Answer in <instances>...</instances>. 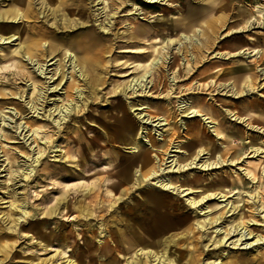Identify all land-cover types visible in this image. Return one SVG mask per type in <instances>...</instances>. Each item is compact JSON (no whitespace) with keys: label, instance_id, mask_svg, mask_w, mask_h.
Segmentation results:
<instances>
[{"label":"rangeland","instance_id":"374dc122","mask_svg":"<svg viewBox=\"0 0 264 264\" xmlns=\"http://www.w3.org/2000/svg\"><path fill=\"white\" fill-rule=\"evenodd\" d=\"M85 1L86 13L81 16L74 9H64L61 0H32L34 17L16 21L5 10L19 6L20 1L0 0L1 30L8 31L11 28L8 33H17L12 38L0 40V264H104L115 250L106 252L103 249L99 227L103 223L109 232H113V236L122 238L126 243L131 240V231L127 227L129 224L143 222L146 218L149 222L143 224L150 225L153 221L150 203L145 202L142 197V193L147 192V189H153L156 194L162 196L169 205L168 210L175 208L174 212L169 214L173 219L180 214L182 217H191L192 221L197 216L187 205L188 199H185L198 196L209 183L218 182L221 178L237 182L239 179L243 180L246 184L238 182L235 189L238 193L245 194L244 197L247 193H255L259 187L264 189V163L258 165L264 161V153L253 154L250 148L260 146L264 149V74H261L264 71V23L255 22L248 27L243 26L246 17L250 14L255 16L254 6L264 4V0H160L152 4L144 0H107L108 6L104 13H100L102 3L97 0ZM49 8L55 10L51 12ZM214 15H224L225 20L221 24L218 21L212 24L217 30L206 47L205 36L212 28L208 26V19ZM134 25L137 28L147 27L148 32L131 36L130 28ZM42 28L47 31L45 34L50 32L56 35L55 44L58 43V51L54 58L60 59L65 74H70L67 73L63 62L66 47L78 54L89 41L94 40L104 45L98 59L102 66L95 70L100 81L92 86L81 83L80 87L84 88L83 93L87 98L81 107L71 111L59 125L51 118H57L56 112L51 114V117L47 114L49 110L52 112L55 105L71 103L63 93L69 80L56 73L54 77L57 79L53 84L60 81V89L45 91L47 79L36 71V57H32L31 61L27 56H22L24 49L34 41L41 44L43 50L48 51L49 47L39 39ZM195 28L201 29L202 34H195L200 38L197 46H204L200 55L194 48L196 44H191V49L190 44H183L180 48L182 54H177L171 46H166L163 52L160 49L161 55L169 58L161 73L156 74L152 70L149 76L151 83L153 82L151 94L132 97L130 91L126 90V85L130 79L141 73L135 64L148 62L159 54L154 53V56L148 58L146 52L139 51L160 47L164 37L179 39L180 33H193ZM88 31L90 36L81 41V47H77L78 40L74 42L76 47H69V43L74 41L76 36ZM8 33L6 35H9ZM17 35L24 37V46H19ZM61 42L63 44H59ZM186 45L194 56L190 61L191 64L194 63V68L192 65L187 67L180 64L183 63L181 58H188ZM252 48L261 52L257 55L248 52ZM239 50L243 53H237ZM216 51L224 53L223 56L216 55ZM49 58L51 57H47L46 53L41 62L49 63ZM57 63L58 61L47 67V76L55 73ZM236 69L241 71L237 72ZM238 73L240 76H235ZM158 75L160 80L157 79ZM247 75H250L255 88L253 91L239 94L242 90V80ZM228 82L234 85L238 94L233 95L231 90L220 86ZM33 84L35 90L37 89L36 93L33 92ZM94 88L93 93L89 94L88 91ZM170 90L175 97L169 99L166 97ZM38 97L39 100H36ZM182 100L191 106L201 101L204 113L211 116L228 139H218L206 127L203 115L181 116L184 109L179 108V102ZM138 103L149 104L151 108L147 112L152 115L162 116V113L166 115L169 111L166 124L155 128V132L154 128L147 126L149 130L152 129L149 132L158 145L169 143L171 134L169 137L166 135L174 128L176 132L171 141L174 144L183 142L185 150L193 145L191 155L195 154L203 147L197 144V140L192 138L194 135L186 129L190 123H194L197 131H204L202 138L197 139L208 143V139L215 138L213 142L217 147H221L219 154L224 151V145L232 147V154L224 156L227 157V162H223L222 167H199L207 159L206 150L197 157V166L193 164L177 171L175 166L172 171L166 173V177L169 176L175 185L181 186L179 190L183 191L180 193L163 189L155 180L151 183H142L139 180L137 187L130 188L139 175V168L138 172H132V179L125 184L127 191H120L124 184L121 183L116 191L109 192L105 187L106 182H103L105 170H108L104 166L109 168L114 166L112 163L115 162L108 161L107 157L112 159L119 156V159L125 160L132 156L129 145L118 144V140L113 138L118 134L114 129L119 125L122 113L132 121L136 131L140 132L135 138L143 148H147L143 140L148 139V135L145 130H139L136 115L138 110H133L134 106L131 107L132 104ZM14 104L23 109L22 119L15 112ZM32 104L38 108L36 112L30 109ZM119 106H122V109H119ZM230 110L236 115L239 113L241 119L231 116ZM25 119L44 125L35 141L27 139L26 128L21 131L20 126L25 125ZM171 141L169 145L167 143V152L172 145ZM78 147L83 153L82 157L79 156ZM103 147L109 153H106ZM55 149L58 151H54ZM38 153L41 154L39 160L30 161L28 157L37 156ZM170 154L185 156L184 152L171 151ZM174 155L169 158H166L167 154L163 156L164 161H167L166 165L172 163L169 160L175 159ZM6 156L9 160H6ZM102 156L104 161L100 160ZM82 158L84 159L80 162ZM230 160L235 161L230 163ZM173 165L172 163L171 167ZM253 166L262 173L251 180L246 173L254 169ZM9 170L15 172L11 177L7 174ZM196 179L203 181L195 190H188V187L196 186ZM229 188L232 189V186ZM235 189L228 194V199L237 196V193L234 194ZM10 199L19 200L21 205H25L28 214L25 218L21 216L17 225L7 229L12 224L11 219L16 220L20 216L18 210L9 206ZM222 199L224 198H219V195L211 197L207 202L208 209L220 211ZM238 209L234 215H237ZM229 214L228 212L224 215L225 224L226 220L231 221L234 217ZM217 228H220V225ZM213 229L215 228H207V231L203 232L195 228L194 231L193 244L198 241L194 246L201 252L199 258L203 264L215 257L217 258L211 264H219L221 260L228 262L244 252H247L250 264H264V249L254 251L252 247L244 249L242 245L232 247L230 244L229 247L215 249L211 258L207 256V253L213 250L199 244V236L201 232L204 233L201 242L210 236L213 240L216 234L211 233ZM231 239L235 237L230 238L228 242ZM112 246L113 243L109 242L108 247Z\"/></svg>","mask_w":264,"mask_h":264},{"label":"bare ground","instance_id":"6f19581e","mask_svg":"<svg viewBox=\"0 0 264 264\" xmlns=\"http://www.w3.org/2000/svg\"><path fill=\"white\" fill-rule=\"evenodd\" d=\"M20 1L19 6H16L13 8H7L5 11L9 12L12 15V19L19 21V20H28L31 17H34V11L32 9L31 1L32 0H18ZM47 1V0H45ZM148 3H156L160 0H144ZM62 6L66 10H76L81 16L86 13L85 8L87 7L85 0H61ZM97 2L102 3L103 5L100 7L101 11L100 13H104L107 6L108 1L107 0H97ZM21 7V8H20ZM136 8V7H135ZM10 9V10H9ZM51 12H53L55 9L49 8ZM255 16L253 14H250L248 17H246L243 21V26H250L253 23H264V4H258L254 6ZM219 12V11H218ZM99 14V13H98ZM107 16V15H106ZM215 16V15H214ZM211 16L208 19V26H212V24L216 21H218L219 24L223 23L225 19L224 15L220 16ZM257 17V19H256ZM165 18V17H163ZM82 23H84L82 21ZM219 26V25H218ZM220 27V26H219ZM217 28V27H215ZM210 28L211 32L208 33L205 36L206 42L205 46H209V42L211 41L212 36L214 37L215 32L217 29ZM11 28L8 29V31H3L0 28V40L9 39L12 38V36L16 35L17 33H8L11 32ZM130 34L131 36L135 35H141L142 33L148 32L146 29L147 27H140L137 28L136 25L132 26L130 28ZM209 29V28H208ZM201 29L195 28L193 33L185 34L180 33L179 39L171 38L169 36L164 37L162 39L163 44L159 47H155L154 49H143L139 52L144 53L146 52L148 54V58L150 56H154V53L157 56H154L153 58H150L148 62H137L135 66L141 71L137 77H134L130 79L129 83L126 85V90L130 91V95L132 97H138V96H144V95H150V88L153 85V82L151 83V80L149 79V76L152 74V70L155 71L156 74L161 73L162 70L165 68V63H168L167 59L169 57H166L165 55H161V51H164V48L167 46L170 47L172 50L174 49L177 54H182L181 49L183 47V44H196V47H194L197 52L201 53V48L203 49L204 46H197L199 44V39L196 37L200 34ZM47 32L44 28H42L41 31V37L39 38L43 43L49 47L48 51H45L42 49V45L39 43L30 42L29 46L24 49L22 56H27L29 60L32 61V57H36V71H39V74L43 75L44 78L47 79L46 83V90L45 91H56L59 88L60 81L53 84V82L57 79V77H54L56 73L59 75H62V78H65L69 82L66 84L65 90L63 91L64 96L70 100L71 103H66L62 106L55 105L52 112L47 114L48 117H51V114L56 112L57 118L54 119V117H51L52 120L56 125L61 124L66 120V118L69 116L71 111H75V109H78L81 107L82 103L84 102V99L87 98V95H85L84 88L80 87L81 83H87V85L92 86L93 84H97L98 81H100L99 78L96 77V69H100L102 64L99 62L100 57V51L104 47V45H100L101 43H98L94 40L89 41L86 43L83 48H81V51L77 54L75 52H72L70 48L66 47L64 50V66L66 67L67 73L65 74V71H62L60 59L54 58L55 53L58 51V48L55 44L56 41V35H53V33L45 34ZM9 35H6V34ZM39 33V31L37 32ZM195 34H197L195 36ZM205 34V33H204ZM203 34V35H204ZM90 36V31L85 32V34H79L74 38V41H71L69 43V47L73 48L77 40L79 41L77 47H81L82 42ZM202 37V36H201ZM17 42L19 46H24L23 43L24 37L21 35H17L16 37ZM82 41V42H81ZM75 42V43H74ZM150 43V42H149ZM59 44H63L62 42ZM151 44V43H150ZM149 44V45H150ZM28 45V44H27ZM164 45V46H163ZM212 45V44H211ZM186 52L188 58H185L183 56L182 62L180 63L182 65H186L187 67H190L192 65V68H194V63L191 64L190 61L194 59V56L190 51H188V45ZM206 49V48H205ZM195 51V50H194ZM203 51V50H202ZM253 52L254 54H258V52H261L260 50L256 48L249 49L248 52ZM47 53V57L49 58L47 61H50L49 63H42L41 60L45 58V55ZM237 53H243L242 50H239ZM196 54V53H195ZM216 55L223 56L224 53L216 51ZM198 56V55H197ZM261 56V54L259 55ZM146 58V59H148ZM198 58V57H197ZM56 61H58V68L56 66L55 73L52 75H46L48 73L47 67L51 64H54ZM147 61V60H146ZM180 61V60H179ZM179 64V65H180ZM181 65V66H182ZM250 68V67H249ZM68 69L70 71L68 72ZM175 70V69H174ZM237 72L241 71L240 69ZM176 72V71H175ZM208 74V73H207ZM261 74H264V71L261 72ZM163 74L161 75V77ZM202 76V75H201ZM206 76V74H205ZM219 76V75H217ZM235 76H240V73H238ZM35 76H30V78H33ZM161 77L158 75L157 79L160 80ZM209 77V76H207ZM163 78V77H162ZM82 80V81H81ZM174 81V79H173ZM242 90L239 92L241 94L242 92H247L249 90H254L255 86L252 85V79L250 75L246 76L242 80ZM216 81L214 80V83ZM75 83V84H74ZM213 84V83H212ZM88 86V87H89ZM220 86H224V88H227L228 90H231V93L233 95L238 94L236 89L234 88V85L232 83H223ZM211 87V86H210ZM184 88H186L184 86ZM33 92H37L35 90V84H33ZM74 90V91H73ZM94 89L89 90V94H92ZM43 94V91H42ZM75 94V95H74ZM38 95L40 96V93L38 92ZM175 97L173 96V92L170 90L167 93L166 98ZM44 98V95L42 96ZM39 100V97L36 99ZM14 110L16 113L19 114V117H21L23 113V109L18 108V104H14ZM133 107V110H138L136 113L137 118L139 120V130H145V134L148 135V139L143 140V142L147 145V148H143L139 141L135 138L136 135H140V132L137 130L136 127L133 126L132 121L127 119V117L124 115V113L121 114L119 125L115 127L114 130L118 132L116 137V140H118V144H125L129 145L132 150V156L130 158H126L125 160L123 158L119 159V156H114L112 159L110 157H107L108 161H114L115 163H112L114 166H111L107 168V166H104L106 172L105 179L103 182H106V188L109 192L118 189L117 186H119L121 183H124L123 186H121L120 190L121 192L127 191L128 188L126 187V183H129V181L132 179V172L133 174L135 172H138L139 168V175L136 177L134 183L131 185L130 188L137 187V185L142 183H151L153 180H155L156 183H159L158 185L161 186L163 189H172L176 190L177 193L182 192L183 190H179L181 186L175 185V183L172 181L171 178L166 177V173L169 171H172L174 167L176 166L177 170H182L184 168L190 167L194 164V166H197V157L205 153H207V159L203 163L199 165V167L203 168H212V167H220L223 165V162H227V157L224 156L229 154V156L232 154V147L224 145V151H221L219 154V149L221 147H217L215 145V138L212 140L208 139V143L203 141V139H197L202 138L204 131L198 130L195 127L194 123H190L189 126H187V130L190 131L192 138L197 140V144H199L200 148L195 154H192V151L194 149V146L192 148H188L185 150L184 143H176L174 144L171 140L173 136L175 135L176 130L174 128L171 129L170 133L166 135V137H169V143L171 141V147L169 152L174 151L177 153H183L184 155L176 154L175 159L172 158L169 160L174 165L171 167V164L168 166L166 165L167 161H164L163 156L167 154L166 158L172 157L173 155L167 152L168 145L166 142H164L161 145H158L154 137L151 135L152 129L154 128V132L157 130L155 128L165 125L166 121L169 117V111L163 114L162 116L158 115H152L151 113L147 112L151 107L149 104L144 105L141 103L138 104H132L131 107ZM138 106V107H137ZM202 103L201 101L196 102V105L191 106L187 101H180L179 102V108L184 109L181 116L186 117H194V116H204L202 119L206 125L210 129V131L218 138L221 139L222 137L225 139H228L227 135L224 134L223 129L221 127H218L217 123L211 119V116H208L204 111L202 110ZM210 107V105L208 106ZM30 109H33V112H36L38 109L35 104H32ZM119 109H122V106H119ZM146 111V112H143ZM161 109H159V112ZM165 111V110H164ZM162 111V112H164ZM229 113L231 116H235L236 119H241L240 114L237 113L234 114L230 110ZM228 113V114H229ZM157 116V117H156ZM21 117L20 119H22ZM164 121V122H162ZM25 125H21L20 127L23 129L26 128L25 132L28 131V134H25V136L28 135L27 139L31 138L33 141L36 140V136L39 134V131L44 127L42 124H37L35 121L31 120H24L23 122ZM151 126V130L147 128V126ZM203 130V129H202ZM223 131V132H222ZM153 132V133H154ZM142 133V132H141ZM163 134V133H162ZM160 135V134H159ZM7 137H5L6 139ZM111 138V137H109ZM206 138V137H205ZM142 139V138H141ZM110 140V139H108ZM214 141V142H213ZM105 147V146H104ZM103 147V149H104ZM167 147V148H166ZM184 148V149H183ZM253 150V154L259 155L260 153H264V149L262 147H250ZM106 151V149H104ZM54 151H58L55 149ZM79 156L82 157L83 155L82 151L78 147ZM106 153H109L106 151ZM217 154V155H216ZM41 154L38 153L37 156L30 155L28 158H30V161L37 162L40 158ZM191 157V158H190ZM193 157V159H192ZM224 157V158H223ZM264 158V156H262ZM84 158L80 159V162ZM6 160H9V157L6 156ZM101 161H104L103 156L100 158ZM119 160V161H118ZM235 161V160H234ZM233 160H230V163L234 162ZM264 163V161H261L258 165H261ZM163 165V166H162ZM166 165V166H165ZM222 167V166H221ZM254 169H250L246 173V175L251 178V180L255 179V177L261 173L256 169L255 166H253ZM9 176L15 174V172L9 170L7 172ZM9 177V178H10ZM70 177V176H69ZM140 180V182H139ZM264 180V178H262ZM196 186L194 187H188V190H195L199 186L200 183H202V179L198 180L196 179ZM117 182V183H116ZM138 182V183H137ZM238 182L242 184L244 181L238 180ZM235 180H228L226 178L219 179L218 182L215 183H209L206 185L205 189L202 191L198 196L195 197H188L185 199L187 201V205L192 209V211L196 214L197 218L192 221V218L185 215L181 216L178 214L174 219L169 215L172 214L175 210V208H172V210H168V206L165 203V200L162 196L159 194H156L153 189H147V192L144 194L142 193V197L145 202L150 203L151 208V217L152 222L150 225L146 226L143 223L149 222V220L144 218L143 222H137V223H131L127 227L131 231V240L124 243V240L122 238H117L113 236V232H109L106 228V225L102 223V226L99 227L100 234L102 235V238L100 239L101 243H104L103 249H105L106 252H110L111 250H115V253L109 256V259L104 262V264H203L201 259L199 258V252L197 250V247H195L193 244L194 241V235H195V228L198 230H202L203 232H206L207 228H215L211 233H216L213 236V240L210 238L204 239L206 241L204 243L201 242V239L203 238L204 233L201 232L199 236V244H202L204 248L211 247L213 251L208 252L207 256H210L211 253L214 252V250H218L221 247H229L231 244L232 247H239L242 245V248L249 249L253 248L254 251H260L261 249H264V215L261 213H264V189L258 188V190L255 193H247L246 197L242 193H238V190H236V184L238 183ZM238 183V184H239ZM66 185V184H64ZM232 186V189L234 190V194L237 193L236 197H233V199H228L230 195H228L232 189L229 187ZM238 188V187H237ZM219 195V198H224L220 200L221 203V210H215V209H208L209 205L207 204L208 200L211 197H217ZM9 206L12 207L14 210H18L20 216L14 220L11 219L12 224L7 227V229H11L12 226H15L18 224V220L21 218V216L26 217L28 214V211L26 210L25 205H21V202L19 200L13 201L10 199ZM239 208V209H238ZM237 215L235 214V210H237ZM166 211H168L166 213ZM230 213L229 215H234L233 219L231 221L226 220L227 224H225V218L224 215L226 213ZM21 225V223H19ZM220 225V228H217V226ZM223 225V226H222ZM261 225L262 227H259ZM115 233V232H114ZM232 237H235V239H231L229 242L228 240ZM112 242L113 246L111 248L108 247V243ZM106 243V244H105ZM224 249V248H223ZM193 250V252H191ZM196 251V252H195ZM198 251V252H197ZM236 255V254H235ZM120 256L121 259L118 257ZM202 256V255H201ZM207 258V257H206ZM217 257H215L216 259ZM215 259L208 261V264L214 263ZM205 260V258H204ZM210 260V259H209ZM249 259L247 257V252L241 253L238 257H235L230 259L228 262H223L221 260L219 264H250ZM204 262V264H207ZM260 264V263H259Z\"/></svg>","mask_w":264,"mask_h":264}]
</instances>
